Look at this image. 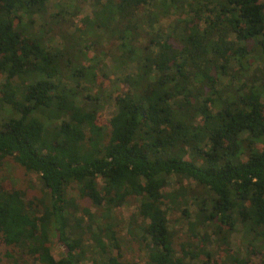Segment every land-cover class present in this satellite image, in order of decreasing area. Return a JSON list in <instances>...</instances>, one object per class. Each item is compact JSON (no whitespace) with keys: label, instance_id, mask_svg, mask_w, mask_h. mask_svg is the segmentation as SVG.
<instances>
[{"label":"trees","instance_id":"obj_1","mask_svg":"<svg viewBox=\"0 0 264 264\" xmlns=\"http://www.w3.org/2000/svg\"><path fill=\"white\" fill-rule=\"evenodd\" d=\"M49 1L0 0V173L25 171L0 175V263L140 264L131 238L142 264H264V0H68L65 18ZM84 2L106 41L66 27ZM107 60L127 88L104 123L88 90Z\"/></svg>","mask_w":264,"mask_h":264},{"label":"rangeland","instance_id":"obj_2","mask_svg":"<svg viewBox=\"0 0 264 264\" xmlns=\"http://www.w3.org/2000/svg\"><path fill=\"white\" fill-rule=\"evenodd\" d=\"M69 3L68 0H50L49 1V7H48V12L49 13H54V12H58L60 14L64 15L65 18V4L67 5ZM89 2H84L83 6L79 7L78 12H75L72 14V23H69L66 25V27L68 28V30H74V27H80V29L83 30V28H85V33L86 36L88 35H92V32H95L94 34L96 35H102L103 37V41H106V38L108 37L107 34H103L101 27L99 28L98 26H95L93 23H95V21L93 20L94 17V13L90 7L89 4H87ZM68 6V5H67ZM60 10V11H59ZM156 21L154 22V27L155 30L159 31L161 33V36L164 37L167 34L170 33V31L176 27L175 25V15L173 14H164V12H161L159 10L156 11V17H153ZM93 21V27L91 25V28H86V26H84V23H89L90 21ZM153 19V21H154ZM88 20V21H86ZM86 21V22H85ZM68 23V22H67ZM65 24V23H64ZM37 25V24H36ZM181 27V26H180ZM180 27H178L176 30L178 33H181V29ZM148 29V28H147ZM157 32L155 31L154 34H156ZM177 33V34H178ZM96 35V36H97ZM109 38V37H108ZM96 39V38H95ZM62 39L58 38V36H56L53 40V43L55 45H62ZM101 42V47L105 48V47H110L112 45V42L115 43V39L110 40V42L104 46ZM99 43V42H98ZM98 53H95L94 48H89L86 50V59H84V63L85 64H91L94 63L97 60L98 57ZM108 64V77H103V76H98L97 79L94 80V82L90 85V89L88 90V92L91 95H94V93H97L98 88L101 86H103V89L105 90L106 94H103L100 96L99 99V104L100 107L98 109L99 113H100V121L102 122H106L107 119L110 117L111 113L113 112L114 108H115V101H114V97L117 93V89H126L127 87H125V85L121 82V77L120 76L122 73L121 69L119 70L116 63L110 62L109 60H107L106 62ZM130 68H132V66H130ZM131 70V69H130ZM130 70H126L125 73L129 72ZM120 76V79H119ZM2 81V77L0 76V82ZM121 87V88H120ZM1 113L4 110H0ZM5 113V112H4ZM4 115L3 113L0 114V116ZM2 173H0V175L5 174L7 176H9V180L12 183H16L17 185L22 181V176L24 174V169H20L17 166L12 165L11 163H7L4 165V167H2ZM27 181L26 184H28L34 192H36L38 189V180L36 178L35 173L33 172H28L27 174ZM190 186H195L194 182H188L187 185ZM83 203L86 205L88 203V201L86 199L83 200ZM135 205L134 204H127L124 205L121 208H118L116 210V214L124 221L127 218H129L131 216L132 213L135 212ZM180 213H173L170 214V219H177V222H171L170 223V227L174 228L176 231H180L181 225L182 223H184L183 220H178L181 218H178ZM142 222V221H141ZM140 223V221H139ZM136 231L138 232V234H142L141 230L139 228L136 229ZM180 235L181 233L178 232ZM230 244L232 247V251L235 252H239L240 250L242 251L245 248V245L243 243V241L241 240V234L239 233H235L231 240H230ZM123 248L121 249L123 252V255L125 258L127 259H131L134 260L140 264H142L145 260V251L144 249H140V244L137 243L136 241L132 240L131 238H126V240L123 242ZM62 251V247L54 242L51 243V252L53 254V256L55 258H58L59 254ZM0 264H9V262L4 263L1 262ZM82 264H90L89 260H85L84 262H82Z\"/></svg>","mask_w":264,"mask_h":264}]
</instances>
